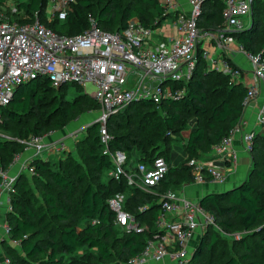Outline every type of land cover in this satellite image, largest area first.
Returning <instances> with one entry per match:
<instances>
[{"label":"trees","instance_id":"obj_1","mask_svg":"<svg viewBox=\"0 0 264 264\" xmlns=\"http://www.w3.org/2000/svg\"><path fill=\"white\" fill-rule=\"evenodd\" d=\"M7 1L0 0V12L4 13L0 20L28 23L37 12L44 26L68 36L87 29L89 16L96 20L100 29L110 33L120 32L131 18L153 29L159 28L167 18L162 17L157 0H130L125 4H122L123 0H75L72 10L62 21L47 19V0L16 2L20 13L15 14L10 13ZM222 9L223 0H203L197 26L200 29H221ZM250 14V25L230 35L244 52L257 54L256 47H264V35L257 42L251 24L258 15H264V0H251ZM210 70L213 69L207 66L199 51L182 99L162 102L158 106L141 101L135 104L136 109L130 110L134 105H128L107 120L106 129L112 137L108 144L111 151H122L128 162L137 159L148 163L160 156L169 163L172 142L187 129L188 119H195V127L181 143L185 158L176 166H170L152 192L128 186L125 179L115 181L109 177L105 185L82 184L81 162L89 163L99 174L111 168L110 158L103 154L98 124H94L87 128L84 138L76 142L81 162L69 157L64 162L58 161L55 166L57 162L50 159L33 160L35 174L31 176L32 182L44 186L40 205L33 206L37 201L31 193L29 177H18L16 191L10 199L11 211L6 214L9 240L1 243L12 246L10 241L18 240L24 256L36 259L25 264H118L138 255L146 241L156 233L154 221L160 211L159 195L192 183L186 163L190 159L206 160L212 146L237 124L241 116L244 85L230 82L228 75L219 73L220 86L209 90L207 74L213 72ZM61 87H74L80 93L70 101H63L58 96ZM81 91L73 84L55 88L47 78L39 76L19 85L10 103L1 110L0 129L9 132L11 139L0 137V168H8L13 157L22 152L21 140L59 129L75 115L93 110L95 106L98 108L95 100ZM214 92L221 95L217 104L209 101L210 93ZM186 115L190 116L187 118ZM249 154L250 168L241 183L233 189L209 193L199 199L200 206L212 214L216 225L223 229H232L236 224L249 230L264 222V133L255 134ZM118 194L123 195L122 210L132 214L141 225H146L147 230L127 232L115 223V214L107 201ZM144 205H148V209L140 212L139 208ZM80 219L85 221L83 227L76 224ZM258 232L259 248L264 254V227ZM217 241V231L208 228L187 264H210L200 258L204 251L212 250ZM243 247L247 248L245 243ZM11 264L18 263L12 261ZM218 264H264V257L250 260L247 255L229 256Z\"/></svg>","mask_w":264,"mask_h":264},{"label":"built area","instance_id":"obj_2","mask_svg":"<svg viewBox=\"0 0 264 264\" xmlns=\"http://www.w3.org/2000/svg\"><path fill=\"white\" fill-rule=\"evenodd\" d=\"M157 1L162 8V17L172 20L175 35L170 38H161L158 28L146 27L135 18L129 19L120 32L110 33L100 29L96 20L89 16L88 28L71 36L57 34L44 26L37 12L28 23L0 20V118L2 108L14 95L13 90L37 76L47 78L55 88L66 84L79 86L98 105L95 122L99 140L103 154L111 161L107 176L115 181L125 179L128 186L152 192L167 174L169 163L160 156L148 163L137 159L128 162L122 151H111L108 144L112 137L106 129L107 120L133 101H150L158 106L162 102L182 99L199 51L202 58L210 62L209 68L228 75L233 81L239 77L241 69L231 57L239 52L244 54L250 72V81L244 83L242 113L237 124L212 146L211 151L228 165L235 163L238 155L233 139L240 136L243 149L249 153L256 129L264 131V58L260 53L244 52L229 34L247 27L249 0H223V27L218 30L197 26L203 0H185L187 11L180 8L179 0ZM74 3L75 0H47V19L64 20ZM9 9L10 13H20L15 5ZM205 44L214 46L218 59L213 58ZM86 85L93 87L90 93L85 91ZM254 103H257L256 116L250 127L244 114ZM87 125L54 140L48 133L20 141L22 152L13 157L8 168L0 169V202L4 194L7 211L11 210L10 199L16 191L18 177L31 178L35 174L33 160L45 161L53 154L69 151V145ZM24 155L26 158L22 159ZM186 165L194 184L205 180L221 183L226 178L206 160L190 159ZM13 167L17 168L16 172L10 171ZM122 202L121 194L107 201L115 214V223L127 232L147 230L146 225H141L132 214L122 210ZM158 203L160 211L154 221L156 233L146 241L138 255L118 264H151L165 259H169L170 264H187L193 252L189 241L199 240L210 227L217 229L214 216L203 209L198 200L182 198L177 191L167 190L159 195ZM147 209L148 205H144L139 211ZM0 230V242L9 240L6 220L0 221ZM10 242L18 243L16 240Z\"/></svg>","mask_w":264,"mask_h":264},{"label":"rangeland","instance_id":"obj_3","mask_svg":"<svg viewBox=\"0 0 264 264\" xmlns=\"http://www.w3.org/2000/svg\"><path fill=\"white\" fill-rule=\"evenodd\" d=\"M27 0H9L7 1L6 5L7 6H13L16 4V2H25ZM130 0H123L122 4H125ZM4 14V13H3ZM5 16V15H4ZM172 20L171 19H165L161 24L160 27L158 28L161 34H166L167 31H170V25H171ZM247 27L251 23V14L247 18ZM254 27V31H256V40L257 42L262 38L264 35V15L260 14L257 16L256 21H254L251 24ZM205 48L209 52H214L215 48L212 45H207L205 44ZM255 51H257V54L260 53L261 57H263L264 54V47L258 48L256 47ZM242 55V61H237L241 66L243 64H247L245 56L243 53H240ZM235 56H233L234 58ZM207 65H210V62H207ZM239 66V65H238ZM213 72H210L207 74L209 76V79H207V85L210 90V88H213L214 86H218L221 82V72L217 71L216 69L210 70ZM212 75V76H211ZM245 72L240 71L239 77L234 79L233 81L230 80V82L233 83H241L244 85L245 83ZM220 86V85H219ZM82 89V88H81ZM86 92L90 93L93 90V87L90 85H86L84 88ZM80 91H76L74 87H61V89L58 90V96L60 99L63 101H70L72 100ZM84 93L83 89L81 91V94ZM90 98V96H89ZM92 99V98H90ZM221 100V95L218 92L210 93L209 95V101L210 103L217 104ZM138 102L133 101L129 105H134L130 107V110H134L137 107H135V104ZM190 115H186L188 118ZM98 117V108L95 106L93 110H85L81 112L80 114L75 115V118L67 122L63 127L59 129H54L48 133L52 135L53 138L61 137L65 134H68L70 131L73 129H77L80 127H84L87 124V127H85V130L80 134V136L72 142V144L69 147V151H63V152H58L56 154H53L52 156L49 157L51 162H57L55 166H58V161H66L67 158L72 157L73 160L77 162H81L80 155L78 153V147H77V141L81 138H84L85 132L87 128L93 126L94 124H97L95 122L96 118ZM107 123V122H106ZM195 127V119L194 118H189L187 122V129L181 132L177 139L172 142V149L177 146L179 149H182V141L186 139V136L188 135L189 131ZM258 134H263L264 131L261 129H256ZM46 133V134H48ZM45 135V134H44ZM0 137L3 139H11L9 132L0 129ZM78 141V142H79ZM250 153V152H249ZM250 155V154H249ZM196 160H200L196 159ZM81 172L84 174V180L82 184L86 185L87 183L93 184L95 187H97L99 184H107L108 182V176L106 172L102 171L100 174L98 172H95L92 167L89 165V163L81 162ZM221 165H223V162L221 160ZM1 169V168H0ZM31 182V193L34 197V200L37 202L33 205L34 207L38 206L41 204V193L43 192L44 186H38V184L33 183L32 179H28ZM183 188L181 187L178 190H175L177 192H181ZM4 218L6 220L7 216L6 214L9 213L10 211H7L6 208L4 209ZM54 222V221H52ZM85 221L83 219H80L77 221V225L79 227L84 226ZM55 224H57L55 222ZM264 227V222H259L258 224L254 225L252 228L249 230H244L240 227H238L236 224L232 229H223L222 227H219L217 225V233H218V241L216 245L213 247V249H209L208 251H204V254L200 258L203 262L207 263L209 262L210 264H218L224 259H226L229 256H234V257H240L242 255H247L249 256L250 260H259L263 259L264 254L261 253V250L259 248V238L257 237V234L259 233L262 228ZM126 231V230H125ZM201 236L199 237L200 240ZM196 239V245L194 249L197 246V243L199 241ZM2 242V241H1ZM0 242V264H11L12 261H15L18 264H25V262H35L33 260L36 259H28L26 256L21 251V244L17 240L16 245L10 246L9 244L3 245ZM243 243H245L246 247H243ZM192 249V251H194Z\"/></svg>","mask_w":264,"mask_h":264},{"label":"crops","instance_id":"obj_4","mask_svg":"<svg viewBox=\"0 0 264 264\" xmlns=\"http://www.w3.org/2000/svg\"><path fill=\"white\" fill-rule=\"evenodd\" d=\"M179 4H180V8L184 11L188 10V6L186 4L185 0H179ZM175 35V29L172 27V25H170V31H167L166 34H162L161 38H170L172 36ZM214 59H218L217 57V52H209ZM233 56H235L233 58ZM231 57V61L236 64L238 67H240V69L242 71L245 72V82H249L250 81V72H249V65L248 63L243 64L242 66L237 62V61H242V55L237 52L235 53ZM256 106L257 103L252 104L248 110H246L245 112V117L248 119L249 121V126L251 127V125L254 123L255 121V116H256ZM188 136V135H187ZM186 136V138H187ZM60 137L57 138H53L51 136V139H58ZM233 145L236 148L237 151V160L235 163L232 164H227L225 162L224 159L222 158H218L217 156L213 155V153L211 152L209 154V156L206 159V161L210 162L212 165H214L216 168H218L219 170H221L226 178L223 182L219 183V182H212L209 180H205L203 183L200 184H194V183H189V184H184L182 186V190L181 192L179 191L178 194L180 197L182 198H187L190 200H198L209 193H215V192H222V191H226V190H230L232 188H234L235 186H237L239 183H241L247 176L248 170L250 168V155L248 152H246L243 147H242V143L240 140V136H235L233 139ZM70 146V145H69ZM26 155H24L22 157V159H25ZM185 158V153L183 151V149H179L177 146H175L173 149L171 148V151L169 153V164L170 166H176L180 161H182ZM204 160V159H201ZM221 160L223 162V165H221ZM17 168L13 167L11 168V172H16ZM4 199H5V195L2 194L1 195V201L0 202V221H4L5 220V214H4V209L6 208V205L4 203ZM0 235H1V230H0ZM190 249H194L195 245H196V238L189 241L188 243ZM151 264H170V260L169 259H165L162 262H158V263H151Z\"/></svg>","mask_w":264,"mask_h":264},{"label":"water","instance_id":"obj_5","mask_svg":"<svg viewBox=\"0 0 264 264\" xmlns=\"http://www.w3.org/2000/svg\"><path fill=\"white\" fill-rule=\"evenodd\" d=\"M249 4H251V0H249ZM230 34V33H229ZM17 90V87L13 90V94L15 93V91ZM233 189V188H232Z\"/></svg>","mask_w":264,"mask_h":264}]
</instances>
